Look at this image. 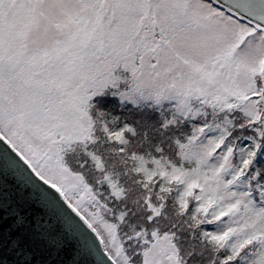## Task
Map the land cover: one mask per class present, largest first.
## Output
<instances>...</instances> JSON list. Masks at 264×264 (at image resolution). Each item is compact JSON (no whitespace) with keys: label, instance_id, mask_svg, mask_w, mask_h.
Listing matches in <instances>:
<instances>
[{"label":"snow or ice","instance_id":"6c2138e0","mask_svg":"<svg viewBox=\"0 0 264 264\" xmlns=\"http://www.w3.org/2000/svg\"><path fill=\"white\" fill-rule=\"evenodd\" d=\"M0 264H264V0H0Z\"/></svg>","mask_w":264,"mask_h":264}]
</instances>
